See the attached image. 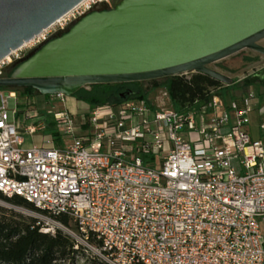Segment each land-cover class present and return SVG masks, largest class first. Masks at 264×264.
<instances>
[{
    "label": "built area",
    "instance_id": "obj_1",
    "mask_svg": "<svg viewBox=\"0 0 264 264\" xmlns=\"http://www.w3.org/2000/svg\"><path fill=\"white\" fill-rule=\"evenodd\" d=\"M97 4L110 9L114 0H81L0 59V78ZM1 91L0 192L56 226L65 216L107 264H264V104L251 95L223 101L211 88L185 111L147 98L79 116L25 111L22 125L8 103L15 92ZM46 117L61 143L45 135L25 146L24 134L43 131Z\"/></svg>",
    "mask_w": 264,
    "mask_h": 264
},
{
    "label": "water",
    "instance_id": "obj_2",
    "mask_svg": "<svg viewBox=\"0 0 264 264\" xmlns=\"http://www.w3.org/2000/svg\"><path fill=\"white\" fill-rule=\"evenodd\" d=\"M81 0H0V59ZM264 0H114L95 5L14 64L0 88L71 97L92 84L202 73L242 49L264 55Z\"/></svg>",
    "mask_w": 264,
    "mask_h": 264
},
{
    "label": "trees",
    "instance_id": "obj_3",
    "mask_svg": "<svg viewBox=\"0 0 264 264\" xmlns=\"http://www.w3.org/2000/svg\"><path fill=\"white\" fill-rule=\"evenodd\" d=\"M152 87L165 89L172 108L185 111L195 101L199 103L207 101L211 88L216 89V94L224 101L229 85H224L202 73H191L189 76L174 75L152 80ZM0 90L15 92L19 98L38 94L30 87H3ZM71 97L93 107L102 104L116 105L127 99H146L147 93L139 87V81H135L92 84L88 89H79ZM43 133L50 135L55 145H59L62 141L59 132L49 119H45ZM15 207L43 213L19 196L7 197L0 192V264L76 263L80 247L75 248L69 236L59 229L53 234L42 231L43 224L39 220L16 210ZM57 220L63 224L68 223L65 216H59ZM98 264L107 263L100 261Z\"/></svg>",
    "mask_w": 264,
    "mask_h": 264
},
{
    "label": "rangeland",
    "instance_id": "obj_4",
    "mask_svg": "<svg viewBox=\"0 0 264 264\" xmlns=\"http://www.w3.org/2000/svg\"><path fill=\"white\" fill-rule=\"evenodd\" d=\"M259 44L264 46V39H261ZM209 66L229 76L233 80V83L227 88L225 100L239 98L243 95H251L252 98L250 103L252 105L264 104V55L245 48L215 61ZM191 73L193 72H187L183 75L189 76ZM159 79L161 78L139 81V87L147 93L148 100L159 106L172 107L170 101L162 95L165 90L160 87H152V80ZM85 88L88 89L89 86ZM1 92L4 95L6 90H2ZM8 103L10 107H13L14 103H16L15 108L18 113L15 114V118L21 122L22 125L30 122L29 120L23 122V114L25 111L41 114V111L45 112L46 110L68 109L71 112V109L75 108V104H77L79 108L76 107L75 113L79 116L86 115L89 109V106L85 102L76 100L74 97L63 96L61 99L55 95L44 97L40 94H34L31 97L19 98L15 93V102L13 99H9ZM46 119L50 120V117H46ZM251 120V135L255 136L256 127L253 115H251ZM44 136L45 134L43 131H37L33 135L24 134V145L28 146L33 143L40 146ZM15 209L36 218L43 225L49 222L48 225H45L47 230L45 232L53 234L56 229H59L69 236L74 242V247H80V252L77 255L75 264H98L100 261L105 262L98 251L97 242L91 239L85 241L82 236L76 232L75 227L70 222L67 224L60 222V225L56 226L55 223L51 222L52 220H56L50 218L45 213L33 212L22 207H15Z\"/></svg>",
    "mask_w": 264,
    "mask_h": 264
},
{
    "label": "flooded vegetation",
    "instance_id": "obj_5",
    "mask_svg": "<svg viewBox=\"0 0 264 264\" xmlns=\"http://www.w3.org/2000/svg\"><path fill=\"white\" fill-rule=\"evenodd\" d=\"M60 34V32H58V33H56L54 36H52L49 40H51V39H53V38H55V37H57L58 35ZM48 40V41H49ZM260 41V40H259ZM259 41H258V44H259ZM261 45V44H260ZM34 50V49H33ZM32 51V50H31ZM29 53V52H28ZM26 57V56H25Z\"/></svg>",
    "mask_w": 264,
    "mask_h": 264
},
{
    "label": "crops",
    "instance_id": "obj_6",
    "mask_svg": "<svg viewBox=\"0 0 264 264\" xmlns=\"http://www.w3.org/2000/svg\"><path fill=\"white\" fill-rule=\"evenodd\" d=\"M79 108V106L77 104H75V108L71 109V112H75L77 108ZM29 146V145H28Z\"/></svg>",
    "mask_w": 264,
    "mask_h": 264
},
{
    "label": "bare ground",
    "instance_id": "obj_7",
    "mask_svg": "<svg viewBox=\"0 0 264 264\" xmlns=\"http://www.w3.org/2000/svg\"><path fill=\"white\" fill-rule=\"evenodd\" d=\"M12 96H13V94L10 95V97H12Z\"/></svg>",
    "mask_w": 264,
    "mask_h": 264
}]
</instances>
